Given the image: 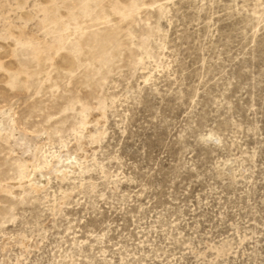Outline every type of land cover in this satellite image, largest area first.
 <instances>
[{
	"label": "rangeland",
	"instance_id": "rangeland-1",
	"mask_svg": "<svg viewBox=\"0 0 264 264\" xmlns=\"http://www.w3.org/2000/svg\"><path fill=\"white\" fill-rule=\"evenodd\" d=\"M0 264H264V0H0Z\"/></svg>",
	"mask_w": 264,
	"mask_h": 264
},
{
	"label": "bare ground",
	"instance_id": "bare-ground-1",
	"mask_svg": "<svg viewBox=\"0 0 264 264\" xmlns=\"http://www.w3.org/2000/svg\"><path fill=\"white\" fill-rule=\"evenodd\" d=\"M74 149V148H73ZM71 150V149H70ZM74 156V153L72 152V151H65V152H62L60 155H58V156H56L57 158H55V160L53 161V163L51 162V164H50V166H49V169H48V167H47V169H48V171H46V172H44V171H42V173L41 174H39L40 175V177L42 178V179H44L45 177L47 178V176L49 175V174H51V173H63L65 170H67L68 168H71V162H72V157ZM48 164V163H47ZM48 166V165H47ZM38 168H40V167H38ZM45 168V167H44ZM41 169V168H40ZM43 169V168H42ZM36 169H32V171H30L29 172V176L31 177V180L33 179L32 177H34V179H35V174L37 173V171H35ZM39 170V169H38ZM40 171V170H39ZM40 173V172H39ZM39 177V176H38ZM38 177H36V178H38ZM39 177V178H40ZM38 178V179H39ZM45 178V179H46ZM29 179V178H28ZM38 179L37 180H35V181H38ZM45 179H44V181H45ZM30 180V181H31ZM40 181H42L43 182V180H39L38 182H40ZM34 183V182H33ZM41 183V182H40ZM36 185H37V183H35ZM38 185H39V183H38ZM40 185H42V183L40 184Z\"/></svg>",
	"mask_w": 264,
	"mask_h": 264
}]
</instances>
